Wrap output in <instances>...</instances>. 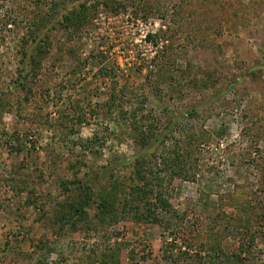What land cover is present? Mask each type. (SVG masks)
Listing matches in <instances>:
<instances>
[{"label":"rangeland","instance_id":"obj_1","mask_svg":"<svg viewBox=\"0 0 264 264\" xmlns=\"http://www.w3.org/2000/svg\"><path fill=\"white\" fill-rule=\"evenodd\" d=\"M0 264H264V0H0Z\"/></svg>","mask_w":264,"mask_h":264},{"label":"trees","instance_id":"obj_2","mask_svg":"<svg viewBox=\"0 0 264 264\" xmlns=\"http://www.w3.org/2000/svg\"><path fill=\"white\" fill-rule=\"evenodd\" d=\"M34 33V32H33ZM41 40H37L36 38H33L32 40H31V42L33 43V46L32 47H29V51L31 50V51H36L38 48V46H37V43L38 42H40ZM26 44H28V42H26ZM25 44V45H26ZM27 47V48H28ZM24 56H26V57H29V59L30 58H32V56H31V53H29V55H27L26 53L24 54ZM20 77V76H19ZM16 84L17 85H20L21 87H22V85L21 84H19V82H16ZM147 193H148V190H146V189H144V190H142L141 188H139V187H136V188H133V189H131L130 190V192H129V197H130V199H133V198H135V196L137 195H142L141 196V198H143V199H145V196L147 195ZM157 201H160V202H162V195L159 193L158 195H157ZM125 205H129V202H128V200H126L125 199ZM148 213H149V216L151 215L152 217H153V219L152 220H154V221H158V220H156V217L155 216H153L154 215V212L153 211H151L150 209L148 210Z\"/></svg>","mask_w":264,"mask_h":264}]
</instances>
